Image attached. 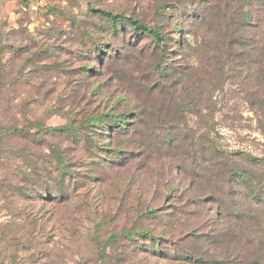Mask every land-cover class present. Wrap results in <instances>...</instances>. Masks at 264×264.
I'll return each instance as SVG.
<instances>
[{
  "label": "rangeland",
  "instance_id": "1",
  "mask_svg": "<svg viewBox=\"0 0 264 264\" xmlns=\"http://www.w3.org/2000/svg\"><path fill=\"white\" fill-rule=\"evenodd\" d=\"M33 1L38 11L0 0V264H181L154 257L143 238L119 239L101 263L93 237L136 225L164 237L169 255H200L186 225L211 238L218 205L231 216L250 208L264 227V206L246 204L229 180L250 170L264 182V103L254 102L264 88L250 58L226 49L237 28L264 37V0ZM101 12L157 27L164 56L133 30L110 33ZM125 112L128 132L97 130L95 144L52 131ZM212 149L240 157L215 161ZM60 156L72 174L62 184ZM145 209L168 219H134Z\"/></svg>",
  "mask_w": 264,
  "mask_h": 264
},
{
  "label": "trees",
  "instance_id": "2",
  "mask_svg": "<svg viewBox=\"0 0 264 264\" xmlns=\"http://www.w3.org/2000/svg\"><path fill=\"white\" fill-rule=\"evenodd\" d=\"M26 2L27 0H22V3L26 4ZM101 15L108 23L109 32L113 33V35L125 28L133 30L134 34L136 33L150 38L152 41L151 48L158 51L161 56H164L163 52L169 40L162 36L157 27L150 28L142 24L138 19H135L132 16L127 17L123 14L101 12ZM241 19L243 24L240 26L247 28L250 20L248 12H246ZM234 34L235 35L232 39H230L226 46L227 51H229V54H233L235 60L240 59V62L243 60V63L250 58V65L254 70H257L256 74L262 81V88H264V37L258 38V40H249V38L245 36L244 30L242 31L239 28L234 30ZM94 54L97 58H100L105 55V52L101 51L100 48H96L94 49ZM259 55L262 56L261 60L256 59ZM259 68H261L260 73L258 72ZM85 71H91V69H85ZM254 102L255 105L261 107L264 100L259 97L258 99H255ZM86 118L87 119H85L80 125L74 126L67 124L52 131L61 135L73 137L74 140L81 139V132H84L87 134L88 142H93V144H95L94 132L97 133V130H102L104 133H113L115 129H118L119 134L127 133L129 130L128 120L131 118V113L125 112L116 115L109 113L103 115L96 114L88 115ZM117 153L120 154L121 152L118 151ZM209 153L210 157L215 161L224 160L230 157H240V153L228 154L222 150L215 149H212ZM249 161H252V159ZM58 162V165H60L58 171L61 174V181L59 184H62L64 179L66 177L70 178L72 174L62 162L61 156L59 157ZM250 163L254 165L257 162ZM229 176V180L233 183L235 189L242 193L244 198H246V204L252 203L255 206H264V182L256 172L250 170H240L236 172L229 171ZM215 177L220 180L225 179L226 176L222 174L216 175ZM192 185L193 183L190 185L191 188ZM61 191L62 188H59L56 193H61ZM233 195L234 194H231L232 197H234ZM62 197L63 194L60 195V198ZM216 201L219 204H222L219 200ZM188 204L194 205L195 201L190 199ZM246 208L247 207L235 208V212L231 216L230 210L224 209L222 206L218 205V209L215 211L213 216L217 223L212 226L211 230L213 234L211 238L209 237L210 233H206L204 235L200 234L201 232H199V226L186 225L189 229V238H194L195 243H199L201 241L200 243L203 249L201 248L200 255L190 251L192 248H188L189 246H187V249L182 248L181 250H178V252L177 250H172L171 253L173 254L169 255L164 252V248L162 246L165 241L164 237L158 235L156 236L154 232L149 229L136 228V225H134L135 228L132 227L131 229L111 234L105 242H102L96 235L93 237V240H95L94 245L101 263L103 262L102 256L105 255V249L112 246L114 243L116 244L119 239L133 244L138 238H143L150 243L151 247L147 246V252L153 254L154 257L169 259L173 262H181V264H262L264 263V227L260 226V219L254 214V211L250 208ZM168 214L173 215L174 213ZM180 214L184 218L183 221L188 224L189 220L187 211L180 212ZM170 217L174 218V216ZM134 219L139 221L152 220L151 222L157 225L155 221L158 223H165L168 218L165 213L161 214L156 212V210L145 209L136 214ZM225 219H231L232 221L226 223L224 221ZM224 223L225 226L226 224L228 226L225 227ZM210 247L214 248V250H219V258L214 256L212 253H209ZM29 264L34 263L29 261Z\"/></svg>",
  "mask_w": 264,
  "mask_h": 264
},
{
  "label": "built area",
  "instance_id": "3",
  "mask_svg": "<svg viewBox=\"0 0 264 264\" xmlns=\"http://www.w3.org/2000/svg\"><path fill=\"white\" fill-rule=\"evenodd\" d=\"M23 4L28 6L29 10H32V11H38L39 10V4L37 2H34L33 0H27L26 4L25 3H23Z\"/></svg>",
  "mask_w": 264,
  "mask_h": 264
}]
</instances>
